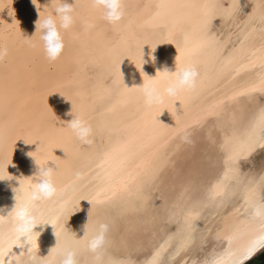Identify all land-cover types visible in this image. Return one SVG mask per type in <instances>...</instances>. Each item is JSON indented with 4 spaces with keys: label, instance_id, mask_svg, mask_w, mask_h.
<instances>
[{
    "label": "bare ground",
    "instance_id": "6f19581e",
    "mask_svg": "<svg viewBox=\"0 0 264 264\" xmlns=\"http://www.w3.org/2000/svg\"><path fill=\"white\" fill-rule=\"evenodd\" d=\"M74 2L76 22L64 33V51L56 61L49 62L38 47L25 43L30 36L35 39L38 35L35 21L48 14L49 0H0V43L9 50L0 60V174H7L6 170L11 174L0 179V184L8 183L0 189V215H6L14 205V188L19 180L25 181L23 176L36 170L28 153L35 151L39 141L33 140L37 138L41 141L38 154L52 155L53 148V154L60 157L55 183L64 189L63 196L43 202L37 210L45 219L60 217L55 229L47 221L34 225L33 231L38 233L35 247L22 235L21 243L13 245L4 257L5 264H15L14 259L8 261L13 252H23L22 264L29 255L47 257L57 243L54 232H59L60 245L71 244L78 250L77 264H97L98 256L103 264H146L170 235L184 227L183 217L189 211L200 213L192 243L178 253L175 243L170 245L163 264H206L230 250L246 249L248 241L261 233L259 221L251 219L253 210L244 208V188L251 182L256 185L257 197L262 194L258 182L264 176V157L252 167L242 162L264 146L256 144L236 163L240 182L229 184L230 194L223 202L210 200L209 192L230 166L225 162V136L243 132L264 105V95L257 92L242 97L239 103L226 106L219 118L211 117L202 125L191 126V122L224 92L254 79L261 71L257 67L232 83L231 73H227L213 87L200 89V82L211 77L220 61L239 44L241 30L255 28L249 43L259 44L261 24L258 15L250 17L259 0H123L125 15L116 25L102 20L90 0ZM140 45L145 63L138 70L131 61L139 63ZM176 56L181 62L194 63L199 70L197 88L178 94L187 101V107L173 101L176 113L167 109L160 112L162 107L171 108L172 98L165 96L162 104L146 108L141 93L132 85L142 83L141 71L154 76L157 70H174ZM73 115L89 119L92 143L81 145L70 130L61 127ZM185 126L187 139L176 135ZM198 131L205 138L203 148L207 150L196 170L201 176L177 181L173 193L163 194L170 186L174 188L170 175L178 168L179 156L186 153V141ZM128 141L146 147L118 175L109 178L107 154ZM57 146L64 151L54 148ZM153 151L159 154L153 171L141 175L130 192L121 191L122 180ZM48 165L55 166L52 161ZM64 198L82 199L76 201V210L65 219L67 230L60 207ZM153 200L160 203L158 212L150 209ZM98 219L109 224L98 255L89 252L83 241H68V232L74 239L86 236L83 224ZM241 221H248L249 228L256 231L241 232L230 245L228 237ZM141 238L148 246L136 256L132 250L142 243ZM260 247L245 255L240 264Z\"/></svg>",
    "mask_w": 264,
    "mask_h": 264
},
{
    "label": "clouds",
    "instance_id": "9594fccd",
    "mask_svg": "<svg viewBox=\"0 0 264 264\" xmlns=\"http://www.w3.org/2000/svg\"><path fill=\"white\" fill-rule=\"evenodd\" d=\"M90 6L99 11L102 20L112 25L118 24L125 15L123 0H90ZM75 9L76 3L74 0H71V2H69V0H49L48 14L35 21V31L38 35L35 39L30 36L25 43L30 47H38L49 62L56 61L64 51V33L71 29L76 22ZM143 44L147 43L145 42ZM141 45L139 47V63L131 61L130 57L125 55L138 70L141 68V65L145 63L142 57ZM8 51V47L0 43V60H3L8 55ZM149 58L152 60L155 59L151 53H149ZM119 65L118 71L121 74ZM141 74H143L142 83L132 86L141 93L143 105L146 108H150L153 105L162 104L164 97L168 96L172 98V109L170 110L165 106L160 109V112L162 109H167L172 114L173 112L176 113L173 101L180 102L178 94L181 91L192 89L197 84L199 70L194 63L190 61L181 62L176 56L174 70L169 71L167 68L157 70L154 76L146 75L143 71L140 72V75ZM121 82L125 86L122 78ZM125 87L127 88L128 86ZM61 127H66L70 130L72 136L75 137L81 145L92 143L93 127L89 119L85 116L73 115L72 118L66 121ZM33 141L39 142L36 144L35 151L28 153V155L33 157L37 166L36 170L29 176H23L26 177L25 181L19 180L18 187L14 188V205L6 215H0V264H5L4 257L9 253V250L12 249V246L15 245L8 243L12 237L19 239V237L24 235L27 238L29 233H34L35 237H37L38 233L33 231V226L45 221L53 226V230L56 226L48 219H45L37 210L43 202L52 200L53 197L58 195L63 196L64 189L58 188L55 183V176L60 167V157L53 154V148L51 149L52 155L38 154L40 152L39 146L41 141L39 138ZM54 148L61 147L57 146ZM48 161H52L55 166H49ZM8 163L9 162L4 165L5 169ZM6 173L7 174H0V179L10 177L11 174L8 173L7 170ZM79 175L80 173H77V176ZM77 200L82 199L71 200L69 198H64L60 201L61 212L64 214V228L65 219L69 213L76 210ZM59 219L60 217L57 216L56 223ZM82 228L86 236L82 237L80 235L79 238L74 239L67 231L68 241L72 244L83 241L84 247L89 252L98 255L105 244L106 234L109 231V224L102 219H98L93 224L84 223ZM54 234L57 243L55 247L49 250L47 257L37 258L36 255H29L28 260L23 262V264H77L76 257L78 250L72 247L71 244L60 245L57 233L54 232ZM31 251L28 252L31 253ZM22 255L23 252L20 254L13 252L8 256V261L11 262L14 259L15 264H22Z\"/></svg>",
    "mask_w": 264,
    "mask_h": 264
},
{
    "label": "snow or ice",
    "instance_id": "6c2138e0",
    "mask_svg": "<svg viewBox=\"0 0 264 264\" xmlns=\"http://www.w3.org/2000/svg\"><path fill=\"white\" fill-rule=\"evenodd\" d=\"M157 7L165 6L158 5ZM257 15L261 24V28L259 29V44L255 45L249 43L252 34L256 31L255 28L251 30H241L238 35L239 44L232 49L228 56L220 61L211 77L200 82V89L203 90L213 87L214 84L227 73H231L229 83H232L240 75L246 72H251L257 67H259L261 71L254 79L245 80L224 92L216 101L206 107L201 115L192 120L191 126L202 125L204 121L211 117L219 118L224 113L226 106L239 103L242 97H251L257 92L264 95V0H259V3L254 5L253 13L250 14V17ZM177 59H180V57L177 56ZM196 88L197 84L190 90H195ZM178 99L180 100L181 106L186 108L187 101L180 97H178ZM171 109L172 104L170 110ZM153 119L155 120V116ZM176 135H182L184 139H187L188 126L178 129ZM256 144L264 146V105L260 106L255 117L242 133L233 131L230 136H225L224 148L228 152L225 162L230 166L225 169L224 175L220 180L212 186L209 192L210 200L215 201L220 199L221 202H223V198L230 194L229 184L233 180L240 182L239 169L235 165L241 157H246ZM144 147H146L144 143L128 141L119 149L107 154L105 162L110 168L108 173L109 178L118 175L124 168H126L129 162L136 157L138 152ZM157 159H159L157 151L149 153L147 157L136 165L135 169L128 173L127 178L122 180L120 190L130 192L132 186L141 175H146L153 171V165ZM258 183L262 189V194L259 198L257 197L256 185L249 182V184L245 186L244 208L245 210L249 208L253 210L251 219L259 221L258 230L261 235L256 239H250L246 249L242 251L239 249L230 250L226 256L216 257L213 260L206 262V264H240V261L243 260L245 255H250L255 248L264 244V176L260 178ZM199 216V211H189L185 213L183 217L184 227L177 233L170 235L168 239L153 252L152 257L146 262V264H163L164 254L173 243H175L177 253L190 246L193 240L194 225L199 219ZM48 220L53 225H56V217ZM250 231L254 232L256 230L249 228L248 221H241L239 224L234 225L232 229L233 234L228 237L230 245L235 236L241 234V232L248 233ZM57 237H59V232H57ZM27 240L32 247H35L34 233H29ZM8 243L20 244L21 241L12 237ZM31 250V248H28V251ZM97 264H103L99 256L97 257ZM111 264H130V262L112 261Z\"/></svg>",
    "mask_w": 264,
    "mask_h": 264
},
{
    "label": "rangeland",
    "instance_id": "374dc122",
    "mask_svg": "<svg viewBox=\"0 0 264 264\" xmlns=\"http://www.w3.org/2000/svg\"><path fill=\"white\" fill-rule=\"evenodd\" d=\"M204 142L205 138L201 136V134L196 132L194 135L189 137V139L186 141V147H185V154L179 156L178 158V168L175 171H172V174L170 175L172 184L174 188L171 186L167 188L163 194H171L174 192V190L177 187V184L179 181L185 179V178H193L198 179L200 173H197V166L198 163L203 160L205 155L207 154V150H204ZM263 154V156H262ZM261 155V156H260ZM261 157H264V148L257 150L254 152L250 158L246 159L244 162H242V165H248L249 167L256 166L261 159ZM197 173V174H196ZM178 181V182H177ZM8 185L7 182H3L0 184V189H3ZM153 204L150 207L152 211H159L160 209V203L158 201L153 200ZM142 240V238L140 239ZM148 246L147 240L144 238L142 240V243H140L139 246L135 247L132 251L133 254L136 256L139 255L141 252H143Z\"/></svg>",
    "mask_w": 264,
    "mask_h": 264
},
{
    "label": "water",
    "instance_id": "95a60500",
    "mask_svg": "<svg viewBox=\"0 0 264 264\" xmlns=\"http://www.w3.org/2000/svg\"><path fill=\"white\" fill-rule=\"evenodd\" d=\"M242 264H264V244Z\"/></svg>",
    "mask_w": 264,
    "mask_h": 264
}]
</instances>
